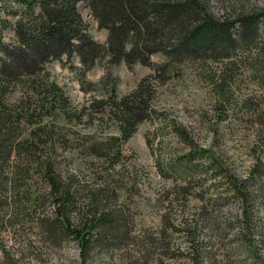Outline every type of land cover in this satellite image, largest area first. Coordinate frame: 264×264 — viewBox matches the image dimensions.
<instances>
[{
	"label": "rangeland",
	"instance_id": "374dc122",
	"mask_svg": "<svg viewBox=\"0 0 264 264\" xmlns=\"http://www.w3.org/2000/svg\"><path fill=\"white\" fill-rule=\"evenodd\" d=\"M213 1L211 11L217 15L220 7ZM246 1L248 5L264 6V0ZM78 9L91 39L107 43V29L99 26L85 3H78ZM260 33L264 35V22ZM110 58L104 51L88 68L76 54L49 61L41 75L40 90H30L35 80H27L26 85L14 89L8 102L14 104L23 97L27 105L36 106L35 119L42 116V120L34 125L47 124L56 136L52 162L63 177L70 175L72 189L81 197L98 201L100 212L123 217L126 240L103 245L93 239L87 249H82L73 236L50 238L39 225L11 221L0 225V264H191L193 260L187 256L191 241L186 228H192L195 220H199L196 238L209 241L206 246L214 256L211 260L199 256L197 264H264V172L257 176L261 190L250 216L244 215L243 201L227 198L236 195L225 185L221 187L218 180L212 182L213 192L207 195L203 188L182 189L160 172L169 154L183 157L189 151V146L169 129L173 120L190 133L197 145L220 156L231 175L244 178L251 169L252 153L264 155V120L258 121V110L264 114V94L259 96L264 88L258 87L244 70L233 90L234 99L239 101L237 112H227L222 117L219 114L223 112L210 108L217 96L206 76L208 65L190 64L189 59H184L174 73L158 67L155 74L150 65L114 63ZM165 62L163 54L150 56L152 64L160 66ZM33 77L41 79L35 73ZM142 81L151 85L150 106L158 114L153 120L137 124L121 145L119 161L110 164L109 159L94 152L101 143L119 135L109 103L130 94ZM255 92L257 97L250 96ZM41 148L44 146L38 155ZM104 173L108 174L110 187L104 186ZM34 177L40 199H46L40 212L52 216L48 189L37 174ZM247 184L250 189L255 186L251 181ZM200 195H205L203 200ZM169 200L175 201L171 204ZM56 239L59 243H54Z\"/></svg>",
	"mask_w": 264,
	"mask_h": 264
},
{
	"label": "trees",
	"instance_id": "16d2710c",
	"mask_svg": "<svg viewBox=\"0 0 264 264\" xmlns=\"http://www.w3.org/2000/svg\"><path fill=\"white\" fill-rule=\"evenodd\" d=\"M80 2L85 3L99 26L107 29V43H98L88 35L87 23L78 9ZM210 2L0 0V225L18 220L39 225L50 238L73 236L82 249H87L93 239L103 245L126 240L128 234L123 217L100 212L98 201L81 197V193L72 189L70 175L63 177L52 162V150L57 149L53 141L56 136L51 126L34 125L42 120V116L35 119L36 106L27 105L23 97L10 104L9 95L17 86L26 85L27 80H35L29 89L38 92L43 82L41 75L49 61L76 54L88 68L94 64L95 57L108 51L114 63L121 60L127 65L139 62L152 66L155 74H158V67L174 73L184 59H189L187 63L190 64L208 65L210 70L206 76L211 79L217 96L211 111L223 112L219 114L222 117L228 115L227 112L233 113L239 104L233 97V90L244 70L258 87L264 88V35L260 33L264 6L248 5L246 0H214L220 7L216 15L211 11ZM156 53L164 55L163 65L150 63V56ZM33 73L41 79H34ZM256 93L250 96L255 97ZM151 95V85L142 81L136 90L109 103L111 114L118 122L119 135L96 147L98 150L94 152L98 156L109 159L110 164L119 161L121 145L134 133L137 124L144 119L153 120L158 114L151 109ZM51 99L55 100L56 95ZM262 112L258 110L261 122L264 120ZM169 129L189 146V151L183 157L169 154L163 159L162 176L182 183H174L182 189L203 188V194L207 192V195L213 192L212 182L218 180L221 187L225 185L224 188L236 195L227 198L243 201L244 215L250 216L259 199L261 187L257 176L264 172L260 170L264 167V155L253 152L251 169L244 178L236 179L227 171L220 156L197 145L183 126L172 120ZM42 145L44 148L38 155ZM34 174L48 189L46 194L50 200L47 202L48 206L53 205L52 216L40 212L46 199H40L41 192L33 182ZM107 175L101 174V178L105 180L104 186L110 187ZM248 181L255 184L254 188L250 189L249 183L245 186ZM204 196L200 195V199ZM174 201L169 200V203ZM198 222L195 220L192 228H186L191 241L187 247V256L193 260L191 264H197L199 256L208 260L214 257L206 246L209 241L196 238ZM58 240L53 241L59 243Z\"/></svg>",
	"mask_w": 264,
	"mask_h": 264
}]
</instances>
